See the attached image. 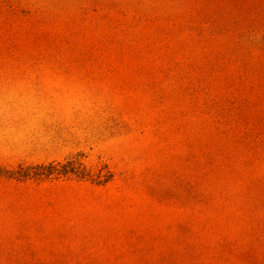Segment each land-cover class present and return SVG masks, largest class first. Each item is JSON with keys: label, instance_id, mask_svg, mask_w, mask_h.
<instances>
[{"label": "rangeland", "instance_id": "374dc122", "mask_svg": "<svg viewBox=\"0 0 264 264\" xmlns=\"http://www.w3.org/2000/svg\"><path fill=\"white\" fill-rule=\"evenodd\" d=\"M77 155L0 176V264H264V0H0V165Z\"/></svg>", "mask_w": 264, "mask_h": 264}, {"label": "trees", "instance_id": "16d2710c", "mask_svg": "<svg viewBox=\"0 0 264 264\" xmlns=\"http://www.w3.org/2000/svg\"><path fill=\"white\" fill-rule=\"evenodd\" d=\"M0 176L18 180L75 177L91 179L97 184H107L113 180L114 173L105 165L98 169V173H94L85 165L81 156L77 155L62 161H52L32 166L20 165L18 169L11 170H7L0 165Z\"/></svg>", "mask_w": 264, "mask_h": 264}]
</instances>
